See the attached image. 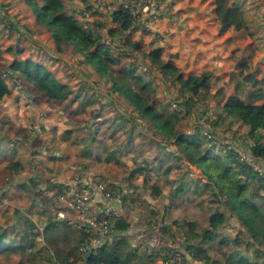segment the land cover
Wrapping results in <instances>:
<instances>
[{
  "label": "crops",
  "instance_id": "obj_1",
  "mask_svg": "<svg viewBox=\"0 0 264 264\" xmlns=\"http://www.w3.org/2000/svg\"><path fill=\"white\" fill-rule=\"evenodd\" d=\"M112 1L115 5L121 2ZM155 1V14L159 16L156 20L161 21L158 25L155 20L152 26L160 36L155 37L157 33L144 35L138 29L133 39L141 43L142 49L163 48L164 57L173 61L185 75L212 72L211 94L215 88H222L223 92L229 89L228 74L237 83L238 77L230 71H236V66L239 69L244 61L249 71L262 79L264 87V70L257 68L264 64V0H231L244 12L248 23V29L240 31L223 30L214 14L212 0ZM70 4L82 18L85 12L89 23L94 21L95 16L87 11L92 0H72ZM66 5L72 13L69 4ZM97 18L111 25L105 10L100 9ZM2 45L0 76L7 85L12 83L13 88L8 85L9 93L0 102V246L21 245L25 253H1L0 264H15L22 258L25 262L54 264L45 244L44 228L52 220L58 226L69 225L68 230L75 236L73 229H77L68 222L75 216L69 196L71 198L75 188L87 182L122 187L119 199L112 203L118 211L116 225L121 221L129 223L125 235L139 252L144 251L140 241L145 235L159 237V243L172 239L162 232L163 225L171 226L173 233L177 231L182 236L184 232L173 225L175 221H195L199 227L208 226L210 214L221 208L212 196L215 190L206 186L207 181L195 166L181 158L174 143H167L154 133L126 101L116 95L110 97L107 81L103 80L106 85L101 84L102 80L96 85L88 83L98 93L103 92L100 101L84 95L85 100L80 105L69 109V101L63 103L22 86L21 75L10 69L15 60L13 45L5 41ZM130 59H126L128 63L132 62ZM144 60L150 67L151 63ZM73 69V76L69 70L64 72L67 80L75 81L68 84L70 89L88 87L83 80L90 81V77L85 79L81 69ZM157 74L155 70L154 75L146 79L160 86L162 81L153 78H160ZM170 86L168 83L167 87ZM211 99L214 98L201 103ZM74 100L78 101L77 95ZM57 118L62 119L63 125L67 123L65 127L55 126ZM228 118L230 122L233 120L225 117L224 122ZM191 119L194 121L195 116ZM239 124L245 133L238 139L245 140L248 128ZM236 133L233 132L232 137ZM180 178L182 183L188 182L182 195L175 193L177 183L172 184ZM154 187L161 190V197L153 194ZM64 193L66 198H63ZM219 233L241 238L242 245L248 239L235 217H230ZM204 247L210 261H224L218 242ZM182 250L185 264H206L194 258L188 239L182 243ZM9 256H16V260L9 262L6 260ZM152 262L156 264L155 259Z\"/></svg>",
  "mask_w": 264,
  "mask_h": 264
},
{
  "label": "trees",
  "instance_id": "obj_2",
  "mask_svg": "<svg viewBox=\"0 0 264 264\" xmlns=\"http://www.w3.org/2000/svg\"><path fill=\"white\" fill-rule=\"evenodd\" d=\"M32 1L37 11V21L44 22L53 30L54 41L57 43L56 50H62L61 44L66 45L67 49L75 50L78 54L77 62L91 70L90 81L83 80L92 90L91 96L100 101L102 95L98 94L100 97L98 98L95 89H92L93 87L89 84L96 85L100 80L107 81L111 96L116 95L119 99L126 101L139 118L147 121L154 133L167 143H174L181 158L195 166L202 178L207 181L206 186L215 190L212 196L221 204V208H217L210 214L207 227H199L195 221L173 223L178 231L184 232L185 238L191 243L194 258L206 264H264V175L243 162L238 153L229 147L220 146L217 151L203 145V140L207 138L199 129L191 134L180 127V123L191 109L190 105L201 103L202 100L209 98L210 79L213 73L204 71L201 74L185 75L173 61L164 57L163 48L142 49L141 43L133 39V34L140 29V25L135 23L131 11L120 4L116 3L114 12L110 14V23L113 26L107 28L105 37L110 39V43H107L106 38L99 35L96 27H107L109 24L97 18L100 8L93 4L87 7V11L95 16V19L89 23L90 26H86L82 17L68 12L64 0ZM212 1L215 5L214 14L223 30L248 29L245 14L239 6L232 4L231 0ZM140 30L143 33L144 29ZM112 45L120 46V50L126 56L121 57ZM9 50H12L11 47ZM137 53L151 63L150 75L153 76L156 70L163 84L169 83L173 86L178 98L183 101L178 103L185 106L187 111H182L181 107L175 111L168 106L160 108L157 105L158 100L155 98L157 93L152 88V83L146 80L147 75L138 73L132 62L124 63L122 60L131 58L132 55L138 56ZM1 57L2 48L0 47V59ZM247 66L246 61L239 65L241 79L237 82L233 94L226 97L221 90H217L212 97L222 102L220 105L226 117L239 121L248 128L247 137L242 140V143L253 156L264 158L263 81L257 73L249 71ZM42 68L43 66L30 60H15L10 65L12 71H19L28 83L35 84L34 88L37 91L51 99L61 101L62 98L56 90L59 84L51 80L53 73L50 76L49 73L43 74ZM81 74L86 75L83 70ZM247 84H250V89L246 88ZM8 93L9 87L6 80L0 76V102ZM198 118L200 117H196ZM209 143L213 147L218 146L214 139L209 140ZM158 144L161 145L160 142ZM221 150L223 153H219ZM181 181L182 178L172 181V184L177 183L175 193L179 195L188 188V182ZM153 194L162 196L161 190L157 187L153 188ZM230 217L238 220L248 236L244 243V250L238 248L241 241L239 237L229 238L219 233V229L228 222ZM163 226L162 232L174 237L171 226ZM68 227L70 226L67 224L58 226L51 220L44 228L45 244L54 264H76L82 259L79 252L80 233L72 228L74 236ZM116 227L122 233L121 239L89 255L87 264H153L156 250L149 253L147 248L139 252L133 247L131 239L125 235L129 223L121 221ZM155 238L159 237L155 236ZM215 242L222 247L224 261L221 263L210 261L207 255L208 250L204 247L205 244L209 247ZM193 243L197 244L193 245ZM20 248L23 247L21 245L0 246V254L7 252L11 255L21 251L25 253V249ZM15 264L37 263L19 259Z\"/></svg>",
  "mask_w": 264,
  "mask_h": 264
},
{
  "label": "rangeland",
  "instance_id": "obj_3",
  "mask_svg": "<svg viewBox=\"0 0 264 264\" xmlns=\"http://www.w3.org/2000/svg\"><path fill=\"white\" fill-rule=\"evenodd\" d=\"M71 1L72 0H64L66 4L67 3L69 4L70 10H72V13H74L77 17H79L80 16L79 12L73 8V5L70 4ZM75 1H83V0H75ZM203 1H206V0H202V2ZM36 13L37 11L34 7V2L32 0H0V29H1L0 30L1 31L0 32V45H1V42H4V41L11 42V45H13V48H14L13 54L15 55V60L17 61L30 60L35 64H40L41 66H43L42 68L43 74L49 73V76H50V74L53 73L51 74V80H53L52 82L59 84L56 86V90L58 94L61 96L63 103L66 101H69L67 105L69 109L74 108L75 105H78V104L80 105V102H83L85 100V99H82L84 95H86V97L90 96L91 99H95V97L91 96L92 90L89 87L75 86L74 89H70V86L68 84L74 80H67L64 74L66 70H69L71 72V74L70 73L69 74L73 76L74 75L73 68L75 69L79 68L83 70L84 73L86 74V75H83L85 79H89L92 72L84 64L80 65L77 62L78 54L75 52V50L67 49V46L64 44H61V47H62L61 51L56 50L57 43L56 41H54L55 38L53 36V30H51L49 26H47V24H45L44 22L37 21ZM157 18H159V16L156 17L153 20V22ZM152 19H151V22H152ZM82 20L83 22H86V24L84 23L86 26H90L89 24L90 18L84 17L82 18ZM160 21L161 19H158L154 23H157L158 25H160ZM142 34L149 35L151 34V32H146V30H143ZM159 36H160L159 33L155 35V37L157 38H159ZM1 48L3 49V45ZM53 53L58 54V56L54 55ZM138 57L144 59L142 55H138ZM122 60L124 61V63H128L126 58H123ZM254 60L256 62L257 61L260 62L258 59H254ZM255 61H253L252 63H256ZM58 68L59 70H56ZM257 68L259 70H264V64H260V66L258 65ZM234 69H237L239 71L237 66ZM54 70H56L55 73H54ZM237 70L235 71L232 69L230 72L231 74L234 73V76L236 78L238 77L237 79L239 81L241 77H239V72L237 73ZM0 72H1V69H0ZM137 72L140 73V71L138 70ZM17 73H20V72L18 71ZM143 75H146V74H143ZM227 78L229 79L228 84H230V86L226 92H223V89L221 88L224 96L234 93L235 87L237 84L235 83V78L234 79L231 78L229 74L227 75ZM22 80L24 83L23 85L21 84L22 86L28 89L36 90L34 88L35 84L28 83L23 77H22ZM147 81H150L152 83V88H154L157 93V96H155V98H157L158 100L157 105L160 108H163L164 106H168L171 110L176 111V109L174 108V104H175L177 105V107L180 106L182 108V111L184 112L187 111L185 106H181L178 103L179 101L180 102H183V101L180 100V98H178L179 96L177 95L175 89L172 88V86L167 87L168 83H165V84L161 83L159 86L157 84H153L152 80H147ZM102 83L106 85V82L103 80L101 81V84ZM8 85L10 88H13L12 83H9ZM246 88L250 89L251 88L250 84H247ZM217 89L219 91L221 90L220 88H215L213 93L211 94L210 92L208 96L209 97L214 96ZM95 91L97 93L98 98H100L99 95L101 96V93L103 94V92L98 93L96 89ZM75 95H77L78 101L74 100ZM101 97H103V95ZM196 101H198V99H196ZM190 106H191V109L187 113L188 114L187 117H185L184 120L180 123V127L182 130L187 131V132H192L191 123H193L194 125V122L191 119V116L193 115L196 117H200L198 119H200L199 121H202L201 123L203 124V126L214 131V133H217L218 135H222L228 138H234L238 142H241V143L243 142L241 139H238V138L241 137L240 135L245 133V130L242 128L241 124H239L240 122H235L234 120H232L233 122L231 123L230 122L231 119L229 118L226 119V121L224 122L226 115L223 112L220 102L218 100L216 101L215 99H211L208 103L203 102V103H197L194 105L191 104ZM229 123H231V126H229ZM65 125H63L62 123V119L57 118L55 122V126L57 128L65 127ZM233 132H237L236 135H234V137H232ZM203 141H204L203 145L209 148H213L217 151L220 149V147L218 146L213 147L212 144L209 143V140L207 139H204ZM219 153H223V150L219 151ZM238 247L243 248L244 244L243 245L240 244ZM231 249L233 248L231 247ZM15 257L9 256L6 258V260L9 259L8 261L12 262L13 260H16ZM22 260L24 261V258H22Z\"/></svg>",
  "mask_w": 264,
  "mask_h": 264
},
{
  "label": "built area",
  "instance_id": "obj_4",
  "mask_svg": "<svg viewBox=\"0 0 264 264\" xmlns=\"http://www.w3.org/2000/svg\"><path fill=\"white\" fill-rule=\"evenodd\" d=\"M111 2L113 1L92 0L93 5L105 10L108 16H110L116 8V5ZM119 4L131 11L135 23L140 25V29L142 28L146 30V32H151V34L157 33L152 26V22L156 18L155 0H121ZM82 16L87 17L85 12H82ZM109 26H113V24L107 27H96L99 35L105 37ZM105 38L106 42L110 43V39L107 37ZM112 47L121 57L126 56L125 53L120 50V46L112 45ZM131 61L141 74L150 75V67L144 59L132 55ZM153 78L158 82L161 80L156 76ZM174 108L180 109V106L177 107V105L174 104ZM199 120L200 119H194V125L193 123L191 125V134L195 133L196 129H199L208 140L214 139L218 147L226 146L234 150L238 153L243 162L249 164L255 171L264 175V158L253 156L244 143L238 142L234 138H228L214 133V131L204 127L201 123L202 121ZM121 194L122 187L119 185L111 188L103 182H87L78 188L76 187L71 198L69 196V203L75 212V216L68 222L79 231L81 236L79 252L82 259L77 264H87L89 255L101 248L109 247L112 243L121 239L122 233L117 229L115 221L118 211L112 204L114 200L119 199ZM66 196L67 194L64 193L63 198H66ZM185 239V236H182L177 231L174 233V237L164 244L159 243L154 235H145L141 238L140 246H142L144 250L148 248L149 253L156 250V264H185L186 258L182 250V243Z\"/></svg>",
  "mask_w": 264,
  "mask_h": 264
}]
</instances>
